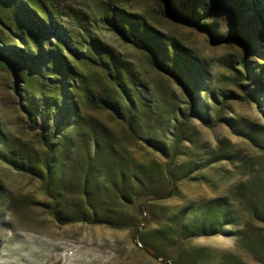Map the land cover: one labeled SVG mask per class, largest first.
<instances>
[{
	"label": "rangeland",
	"instance_id": "1",
	"mask_svg": "<svg viewBox=\"0 0 264 264\" xmlns=\"http://www.w3.org/2000/svg\"><path fill=\"white\" fill-rule=\"evenodd\" d=\"M48 1L66 29L78 35L89 31L135 73L148 104L138 133L98 109L86 108L85 114L112 131L129 173H137L140 182L130 181L123 199L97 170L102 210L85 209L83 221H71V205L83 203L73 192L58 222L46 182L0 157V264H167L162 258L168 264H264V148L247 136L264 129V111L243 100V86L234 79L235 67L242 70V47L217 44L183 19L166 16L160 0ZM225 7L222 20L230 25L234 18ZM114 9L143 17L184 46L211 73L224 95L219 103L201 90L191 98L154 68L150 53L123 42L106 21ZM249 60L258 70L261 61ZM249 84L264 91V85ZM20 103L0 84L3 150L24 148L39 133ZM253 186L254 194L249 191ZM96 219L105 224L94 223ZM145 219L149 223L138 229ZM144 242L159 258L141 248Z\"/></svg>",
	"mask_w": 264,
	"mask_h": 264
},
{
	"label": "trees",
	"instance_id": "2",
	"mask_svg": "<svg viewBox=\"0 0 264 264\" xmlns=\"http://www.w3.org/2000/svg\"><path fill=\"white\" fill-rule=\"evenodd\" d=\"M160 1L166 16L183 19L217 44L242 47L244 56L238 63L242 70L235 67L234 79L243 86V100L264 111V91L246 85H264V0ZM225 6L234 18L230 25L222 20ZM106 21L123 42L150 53L154 68L191 98L200 90L215 103H219L220 95L224 97L213 85L211 73L184 46L154 29L143 17L114 9ZM249 56L261 61L258 70ZM0 74V84L7 85L10 94L21 102L22 112L39 130L24 148L3 150L0 139V157L46 182L58 222H62L60 210L69 206L67 197L73 192L83 203L71 205L70 216L75 217L71 221H83L81 211L85 209L92 213L102 210L97 170H102L105 181L116 187L114 191L123 199L130 193V181L140 182L137 173H129L112 131L85 114L86 108L109 113L133 134L143 122L141 114L148 104L142 100L138 79L109 44L89 31L78 35L66 29L48 0H0ZM224 107L222 102L220 109ZM247 136L264 148V129L252 130ZM167 175L172 183L170 170ZM170 188L174 189L173 184ZM256 190L255 186L249 189L253 194ZM93 222L105 224L97 219ZM148 223L145 219L137 228ZM141 248L159 258L145 242Z\"/></svg>",
	"mask_w": 264,
	"mask_h": 264
}]
</instances>
